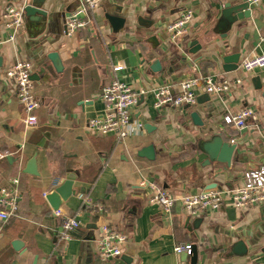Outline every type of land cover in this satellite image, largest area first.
Wrapping results in <instances>:
<instances>
[{"label":"crops","instance_id":"obj_1","mask_svg":"<svg viewBox=\"0 0 264 264\" xmlns=\"http://www.w3.org/2000/svg\"><path fill=\"white\" fill-rule=\"evenodd\" d=\"M233 0H103L90 13L89 24L66 35L65 17L78 6V0H54L45 4L46 20L37 22L23 16L13 41L3 13L9 4L26 0H0V188L11 177L19 178L21 198L17 215L4 225L0 238V264H185L190 255L174 252L179 243H190L199 264H264V236L255 246L257 257L229 256L228 242L238 239L240 230L246 238L264 231L260 206L236 208L225 203L216 210L192 214L177 201L171 213L147 201L148 189L139 185L140 174L167 189L173 195L210 189H230L242 182L248 169L264 168V98L255 89L254 79L264 82V67L248 73L239 69L223 71L217 63V52L224 37L216 29L218 7ZM257 11L234 24L226 40L233 51L242 47L241 58L264 52V0H257ZM122 6L126 18L124 28L113 32L104 15ZM178 7H185L176 11ZM190 11L192 21L172 41L168 25L182 12ZM116 12V11H115ZM141 15L153 20L149 31L136 22ZM138 29V30H137ZM190 31L199 34L202 51L187 55L182 50ZM151 33L155 40H147ZM224 36V35H223ZM57 50L65 65L59 85L52 91L41 79L33 80L39 100L37 123L24 124V111L16 95L14 83L5 70L25 60L34 70L44 53ZM160 59L162 72H153L150 64ZM122 64L117 77L137 93L132 120L148 122L154 129L128 137L124 144L114 135H101L88 127V120L101 115L104 103L101 92L113 77L112 67ZM82 68L76 83L69 68ZM210 74L215 80L229 78L228 89L218 94L198 88L195 107L205 108L200 117L216 126V131L239 142L230 166L206 163L199 147L207 133L192 123L190 109L154 107V90L168 86L172 94L179 92L178 83L187 77ZM236 77L242 78L235 84ZM202 102L197 103L200 97ZM208 96V99L205 97ZM82 101V102H79ZM249 108L252 115L246 126L237 128L225 117ZM153 144L155 157L148 160L136 151ZM35 159L36 174L25 172L27 163ZM71 173L76 194L63 200L60 209L77 215L80 226L68 240L59 238L61 217L44 193L58 185ZM82 197L90 200L88 207ZM107 224L126 235L123 253L102 260L97 255L95 239L100 224ZM20 239L23 249L16 251L12 240Z\"/></svg>","mask_w":264,"mask_h":264},{"label":"built area","instance_id":"obj_2","mask_svg":"<svg viewBox=\"0 0 264 264\" xmlns=\"http://www.w3.org/2000/svg\"><path fill=\"white\" fill-rule=\"evenodd\" d=\"M101 1L103 0H78V6L65 17V34L71 35L86 27L90 22V13L96 9ZM23 5L24 3L9 4L4 9L3 16L6 20V26L10 30L9 41L14 40L18 28L22 25ZM192 18L193 15L190 11H184L168 25L172 41H175L184 32ZM263 67L264 52L240 58L237 69L242 73H248ZM122 68V64L113 65V77L109 83L103 86L101 92L104 111L101 115L90 118L88 127L101 135L112 134L118 143L124 144L128 137L141 134L144 128L141 121L132 120V109L138 101V96L130 85L117 77V72ZM31 72V66L25 60H17L14 65L5 70V76L16 87V95L24 111L25 125L37 123L36 110L39 106V100L35 95L33 80L30 76ZM233 82L240 84L242 78L236 77ZM231 83L232 81L227 77L219 81L210 74L187 77L178 83L179 92L177 94H172L169 87L165 85L155 89L154 107L160 109L166 106L194 105L199 87H202L207 93L218 94L228 89ZM251 115V109L242 108L238 112L227 115L225 121L233 123L240 129L246 126V120ZM5 156L6 153L0 152V158ZM139 185L148 189L147 201L159 205L166 213H171L177 201L181 203L183 210L192 214H199L209 209H219L225 200L236 208L264 205V168L244 171L242 182L230 189L210 188L179 196L173 195L167 189L149 181L141 174ZM20 198L19 178L17 176L11 177L9 184L0 188V238L3 234L4 225L9 219L17 215ZM82 203L88 207L90 200L87 197H82ZM54 214L61 217L59 238L68 240L71 233L80 226L77 215L65 214L60 208L54 210ZM125 241L126 235L124 233L107 224H100L95 239L98 257L102 260L119 257L123 253ZM174 252H184L190 255L192 245L190 243L176 244Z\"/></svg>","mask_w":264,"mask_h":264},{"label":"water","instance_id":"obj_3","mask_svg":"<svg viewBox=\"0 0 264 264\" xmlns=\"http://www.w3.org/2000/svg\"><path fill=\"white\" fill-rule=\"evenodd\" d=\"M52 3L54 0H26L23 5V16L27 17L29 20H34L37 22H41L42 19L46 20V16L48 14V9L45 7V4ZM257 0H233L229 2H224L218 7V19L216 23V29L221 31V37H224L225 42L223 47L217 52V63L220 64L221 69L223 71H233L238 68V63L241 58L242 46L240 45L237 50L233 51V44L226 40V36L228 31L232 28L234 24H239V22L244 21L245 19H249L256 11ZM185 7H178L175 10L181 11ZM122 6H117V9L111 12H107L104 17L107 21L108 25L112 29L113 32L121 31L124 28L126 18L122 14ZM116 11V12H115ZM136 22L139 26L144 27L149 31L151 25L153 24V20L148 19L147 17H143L138 15L136 17ZM138 30V29H137ZM151 34V33H148ZM188 39L185 41L184 49L182 50V59L186 60L187 55L195 54L197 52L202 51L203 46L200 42H198L199 34L194 31H190L188 34ZM224 35V36H223ZM147 40L154 41L155 36L153 34L149 35ZM65 65L63 60L61 59L57 50L47 51L39 58L36 63L34 70L31 72L32 80L41 79L43 83L48 85V90L52 91L54 86H57L61 83L63 75L65 73ZM150 69L153 72H162V66L160 59H155L150 64ZM69 74L71 77V81L76 83V77H80L82 74V68L74 64L69 68ZM255 89L261 91V95L264 98V82H262L258 77L254 79ZM202 96L198 99L197 103L203 101ZM208 99V96L205 97ZM82 102V101H79ZM195 105L186 104L184 106L185 109H190L188 115L192 120V123L195 126L200 128L199 134L203 135L207 133L206 139L201 141L199 147L203 153L206 155V163H223L227 166H230L233 158L236 157V149L239 145L235 139L232 141L229 139L228 134H224L220 131H216V126L210 123L206 119H202L200 117V111H208L205 108L193 109ZM143 128L146 131H151L154 129L153 125L148 122L143 123ZM136 155L139 157H144L148 160H153L155 157V148L153 144H147L140 147L136 151ZM35 169V159H31L27 163V168L24 170L25 172L36 174ZM75 180L74 175L68 173L65 178L55 187H53L50 191L45 194L47 201L50 203L51 207L56 210L60 207L63 200H66L71 195H75L76 191L72 188V184ZM216 185H211L210 187H215ZM208 189V188H207ZM260 220L264 222V205L260 206ZM264 224V223H263ZM235 236L238 239L232 243L228 242L226 244V250L231 257L235 258H243L247 255L250 260L253 261L256 259L257 253H253L255 251V246L259 242V240L264 236V231H260L251 235L249 238L244 236V233L240 230L235 233ZM12 247L16 251H20L23 249V242L20 239H14L11 242ZM260 251L264 253V246L260 248ZM121 258L126 261V263H130L131 259L127 255H121ZM185 264H199L197 259V253L193 249L191 252L187 262Z\"/></svg>","mask_w":264,"mask_h":264}]
</instances>
